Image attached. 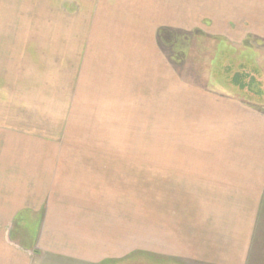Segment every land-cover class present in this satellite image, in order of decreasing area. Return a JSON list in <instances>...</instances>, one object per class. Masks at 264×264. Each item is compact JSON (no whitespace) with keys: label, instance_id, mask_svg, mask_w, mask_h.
I'll return each instance as SVG.
<instances>
[{"label":"crops","instance_id":"0c3cea01","mask_svg":"<svg viewBox=\"0 0 264 264\" xmlns=\"http://www.w3.org/2000/svg\"><path fill=\"white\" fill-rule=\"evenodd\" d=\"M56 1L67 15L85 10V137L155 104L170 119L159 33L185 23L186 9L200 19L207 9L212 36L257 42L240 57L258 71L263 95L217 76L177 84V161L160 166L172 219L158 226L151 211L145 229L163 255L264 260V0ZM36 127L0 129V264H123L139 226L137 186L123 187L122 165L131 178L136 162L85 160L71 129Z\"/></svg>","mask_w":264,"mask_h":264},{"label":"rangeland","instance_id":"374dc122","mask_svg":"<svg viewBox=\"0 0 264 264\" xmlns=\"http://www.w3.org/2000/svg\"><path fill=\"white\" fill-rule=\"evenodd\" d=\"M58 4L56 0H0V129L18 132L30 123L54 132L71 129L79 147L76 151H83L75 155L85 160L136 162L132 169L136 176L131 178L125 173L129 165H122L123 187L137 186L139 226L138 247L123 252V264H264V260L163 255L161 249L147 245L145 229L151 211L158 226L163 219H172L173 208L167 205L172 195L162 182L160 166L166 160L177 161V84L198 81L206 85L217 76L229 86L228 68L236 71L242 66L240 51L257 42L248 39L241 44L228 41L225 34L212 36L207 9L201 10V19L186 9L185 23L164 27L159 33L158 45L171 68L170 119L162 120L161 106L155 104L152 114L132 115L116 126L108 122L104 136L85 137V17L80 16L85 10L78 8L67 15L70 12L64 4ZM110 149L115 152L102 151ZM153 241L160 244L161 239L155 235Z\"/></svg>","mask_w":264,"mask_h":264},{"label":"trees","instance_id":"16d2710c","mask_svg":"<svg viewBox=\"0 0 264 264\" xmlns=\"http://www.w3.org/2000/svg\"><path fill=\"white\" fill-rule=\"evenodd\" d=\"M228 69L231 72L230 80L233 84L251 95H263V83L258 79L259 73L257 70L254 71L253 68L247 65L240 66L236 71H233L230 67Z\"/></svg>","mask_w":264,"mask_h":264}]
</instances>
